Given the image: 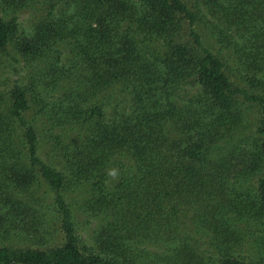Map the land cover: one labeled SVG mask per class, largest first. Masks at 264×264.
<instances>
[{
  "label": "trees",
  "instance_id": "trees-1",
  "mask_svg": "<svg viewBox=\"0 0 264 264\" xmlns=\"http://www.w3.org/2000/svg\"><path fill=\"white\" fill-rule=\"evenodd\" d=\"M261 219L264 0H0V264H264Z\"/></svg>",
  "mask_w": 264,
  "mask_h": 264
},
{
  "label": "clouds",
  "instance_id": "clouds-1",
  "mask_svg": "<svg viewBox=\"0 0 264 264\" xmlns=\"http://www.w3.org/2000/svg\"><path fill=\"white\" fill-rule=\"evenodd\" d=\"M106 175L110 178L116 179L119 175V169L112 167L106 169Z\"/></svg>",
  "mask_w": 264,
  "mask_h": 264
},
{
  "label": "rangeland",
  "instance_id": "rangeland-1",
  "mask_svg": "<svg viewBox=\"0 0 264 264\" xmlns=\"http://www.w3.org/2000/svg\"><path fill=\"white\" fill-rule=\"evenodd\" d=\"M22 24L25 26V27H28V19L26 18V16H21L20 18ZM249 135V133L247 134ZM262 220V219H261ZM262 222L264 223V221L262 220Z\"/></svg>",
  "mask_w": 264,
  "mask_h": 264
}]
</instances>
